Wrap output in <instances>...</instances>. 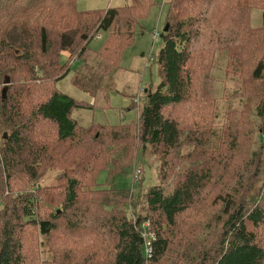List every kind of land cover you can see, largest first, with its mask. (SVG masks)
Returning <instances> with one entry per match:
<instances>
[{"label": "trees", "instance_id": "trees-1", "mask_svg": "<svg viewBox=\"0 0 264 264\" xmlns=\"http://www.w3.org/2000/svg\"><path fill=\"white\" fill-rule=\"evenodd\" d=\"M19 3L0 0V129L5 120L0 132V205L2 191L10 189L17 175L27 185L22 189L26 192L17 195L18 207L0 209V264H264L259 239L264 228V0H169V31L157 56L160 84L145 92L146 104L137 106L138 122L89 129L72 118L74 109L85 106L57 84L79 63L72 82L97 97L104 79L120 68L122 54L154 0L87 11L79 10L76 0ZM254 10L262 13L259 27L252 26ZM100 32L108 38L94 52L90 44ZM200 39L206 41V50L196 80L190 64L193 45ZM214 45L229 56V73L242 78L249 116L259 122L260 146L232 172L241 147L239 135L254 123L227 122L219 135L211 118L200 115L199 106L184 108L183 119L174 114L175 108L192 101L200 89L197 81L209 75ZM30 96L40 100L26 113ZM186 144L193 146L188 158L182 155ZM249 145L257 147L256 139ZM151 149L160 157L161 178L175 173L178 165L182 171L171 192L162 182L151 186L142 196L143 205L132 202L133 190L116 188L113 179L131 171L134 155L138 163ZM104 155L106 168L97 169L93 164L105 160ZM52 170L59 171L58 183L38 186ZM103 170L109 179L100 183ZM218 182L223 191L207 204L201 197ZM201 212L206 216L200 217ZM88 215L94 216V227L84 222ZM28 226L35 232L31 242L24 237ZM81 229L82 236L93 235L82 245L87 247L84 252L70 250L66 243L57 245L56 234L72 236L75 242L74 233ZM146 231L156 237L148 255ZM41 253L55 258L40 260Z\"/></svg>", "mask_w": 264, "mask_h": 264}, {"label": "rangeland", "instance_id": "rangeland-1", "mask_svg": "<svg viewBox=\"0 0 264 264\" xmlns=\"http://www.w3.org/2000/svg\"><path fill=\"white\" fill-rule=\"evenodd\" d=\"M76 1L77 8L81 11L100 10L108 7H123L131 4V0ZM168 1L169 0H154V4L150 7L148 15L139 21L133 43L124 50L120 68L111 76L104 79L103 90L99 92L97 97L93 98L90 93L79 89L72 82L75 71L79 68V63H74L69 75L57 84V88L61 92L70 96L79 104L85 106L84 108L74 109L72 113V118L78 121L81 126L89 129L93 127V125L114 127L125 124H135L138 122L137 106H139V108H143L146 104V90L151 87L156 89L160 84L157 56L162 45V39H160L158 43H155L153 33L157 30L160 36L163 34L169 13V6L167 4ZM30 2L32 3V0H20L19 4H31ZM261 15V10H254L251 20L253 27H259L262 25ZM215 31L217 30L215 29ZM107 38L108 35L105 32H100V34L91 41V50L99 52L105 45ZM214 46L215 47L211 50V56L209 57V64L207 67V69H209L206 72L209 73V75H204L203 82L200 81L198 83L197 81V89L200 87V91L203 89L205 90L203 96L202 93L199 94V90L195 91L192 101L184 106L175 108L174 114L176 113L175 115L177 118L183 119V113H185L184 108L187 110L190 107V110L193 111L196 106H199L201 107L199 109L200 115L203 117H209V119L211 118L210 120L214 123L215 132L219 135L222 134L227 122L233 123V121L239 120V126L245 125L246 122L254 123V126L250 125V128L247 130L248 133H242L239 135L241 147L239 151H236L235 156H237V159L233 162L231 168L229 169V172H232L236 165H239L241 161L246 159V156H248L249 153L257 150L260 146L257 131L259 128V122L255 116H249L251 114V110L249 108V100L247 98L248 92L245 86L242 88V78L235 75L236 73H229L232 72L231 68L227 67L228 65L226 64L229 56L225 52L222 53L221 49L217 50L216 45ZM193 49L194 57L192 58L190 68L194 78L198 80L197 73L198 71H201V68L199 69V67L201 65V61L204 59L203 53L206 50V41L204 39L196 41L193 45ZM154 59H156V61H154ZM67 60L68 57L64 54L61 58V62L65 64ZM39 100L40 98L38 96H30V99H28V101L26 99L25 101L24 111L29 113L31 108L35 106ZM136 100H139L137 102L139 105L135 104ZM229 113H234L235 115L229 116ZM4 122L5 120L2 119L0 132L2 131ZM256 122L258 124H256ZM96 131V136L99 137L100 130L97 129ZM251 134L253 136L250 137L249 140L248 138ZM251 138L254 140L256 139L258 145L253 149L249 145ZM218 139L219 136L214 138L215 146L219 145ZM192 145L186 144L182 151L183 157H189V151L193 149ZM245 149L248 150L246 155ZM133 157H135V162L131 163L133 165L131 171H129V173L125 176L113 179V185H115L116 188L125 191L133 190L132 195L134 196L129 195L132 202L140 200L144 205L145 201L142 197L144 193H146L151 186L160 185L161 182L167 192H171L173 190L175 183L177 182L176 174L177 172L182 171V169H180L182 168V165H178L176 167L175 173H171L170 175L161 178L164 171L162 170L161 163L159 161L160 157L155 151H153V149L146 151L145 155L140 157L138 163H136V155ZM104 158L105 160L99 159L100 162L93 165L99 169L103 166L102 162H105V164L107 163L106 160L108 159V156L104 155ZM105 168L106 167L103 166V169ZM139 169H141L143 173L140 178L137 179V171H139ZM220 169L221 168L219 167L217 170ZM58 173L59 171L55 170L48 171V173L40 179L41 181H38L39 185H37L47 187L57 184L58 182L56 181V178ZM262 177L264 178V176ZM263 178L259 182L260 185L263 182ZM108 179V171L103 170L98 177V181L100 183H104L108 181ZM228 179H230V177ZM233 183L234 180L230 179L229 184ZM25 184L27 185L24 181V177L21 175H17L13 179L12 183L9 184V190H11L12 193L8 192L9 190L2 191L3 194L1 196L3 203L0 205L1 210L4 211L5 207L14 210L19 206L21 201H19V197H17V195H23L24 192H26L22 190ZM222 191L223 186L220 182H218L213 188H210L208 192L203 194L201 198L206 200L207 204H212L213 195ZM197 200H199V197ZM216 209L218 208H215V210ZM208 211H210V208L207 209V212ZM220 211L222 213L221 209ZM202 213L203 212L200 213V217L206 216V212H204V215ZM217 213L219 214V210H217ZM211 214H209V216ZM190 216L191 215H188L187 217ZM182 217H184V215ZM85 218L84 222L87 224V227H94V216L88 215ZM84 225L82 224L81 228H84ZM25 230L26 234L24 237L28 242H31V240L35 237L34 229H31L30 226H28ZM83 230L84 229H81L74 233L76 237L75 242L72 236L62 235V232L56 234L55 240L57 245L60 247L64 245L63 243H66L70 250L78 251L80 253L84 252L82 249H87V247L82 248V245L89 243L93 235L86 233L82 236L81 232ZM260 233L259 239L261 240V244H264V228L262 232L260 231ZM38 239L43 240L41 237ZM107 246H109V244H107ZM78 247L82 251L79 250ZM46 257L55 258V256L50 253H41L39 259L42 260ZM108 261L112 262V255L108 256Z\"/></svg>", "mask_w": 264, "mask_h": 264}, {"label": "built area", "instance_id": "built-area-1", "mask_svg": "<svg viewBox=\"0 0 264 264\" xmlns=\"http://www.w3.org/2000/svg\"><path fill=\"white\" fill-rule=\"evenodd\" d=\"M153 39H154L155 43H158L161 39V36L159 35V32L157 30L153 33ZM137 172H138V175H137L138 178L137 179H139L143 172L141 169H139V171H137ZM144 226L146 228H149L150 223L147 222V223H145ZM144 237H145V253H146V255H148V254H151L153 251V247H154L153 244L155 242L156 237H155L154 233H150L149 231H146V233L144 234Z\"/></svg>", "mask_w": 264, "mask_h": 264}, {"label": "water", "instance_id": "water-1", "mask_svg": "<svg viewBox=\"0 0 264 264\" xmlns=\"http://www.w3.org/2000/svg\"><path fill=\"white\" fill-rule=\"evenodd\" d=\"M169 31V24L166 25V27L164 28L163 34L161 35V38L164 37V35ZM147 92V90H146Z\"/></svg>", "mask_w": 264, "mask_h": 264}]
</instances>
